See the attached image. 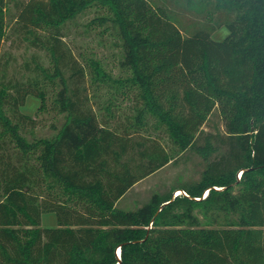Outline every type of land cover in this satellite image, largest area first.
<instances>
[{
  "label": "trees",
  "instance_id": "trees-1",
  "mask_svg": "<svg viewBox=\"0 0 264 264\" xmlns=\"http://www.w3.org/2000/svg\"><path fill=\"white\" fill-rule=\"evenodd\" d=\"M96 5L130 77L66 46V27ZM8 13L52 70L36 60L33 76L8 77L0 65V264H264V0H0V52ZM224 25L228 36L213 40ZM86 66L114 90L109 101L91 94ZM47 81L64 121L29 137L37 120L21 106L36 95L40 112ZM215 110L223 130L213 133ZM189 151L204 163L196 180L118 206ZM45 212L57 227L42 226Z\"/></svg>",
  "mask_w": 264,
  "mask_h": 264
},
{
  "label": "rangeland",
  "instance_id": "rangeland-1",
  "mask_svg": "<svg viewBox=\"0 0 264 264\" xmlns=\"http://www.w3.org/2000/svg\"><path fill=\"white\" fill-rule=\"evenodd\" d=\"M11 14L16 13L14 3L8 5ZM106 9L96 5L84 14L79 16L74 22L70 23L65 30L66 46L72 50L75 56L83 64L97 61L100 67L109 73L113 78H126L132 75L131 70L120 66L121 42L113 28H106L94 22V19L100 15H106ZM11 14H7V36L1 45L0 65L6 67L8 77H31L34 72L31 70L35 66V61L39 60L49 70H52V60L47 50L35 46L24 35L13 31L14 19ZM229 28L224 25L215 30L212 39L223 41L229 34ZM43 35V31H40ZM87 67V86L91 94H96L97 101L107 102L113 89L107 88V85H97L92 82L89 67ZM93 83V84H92ZM47 104L39 112L42 99L36 95H29L25 104L21 106V112L32 117H36L37 125L33 134L29 137H50L55 131L53 125L60 127L64 121V115L57 112L54 108V97L57 87L54 83L46 82ZM121 107L119 115L122 119L124 114L130 112L133 104L132 98H120L117 100ZM39 112V113H38ZM204 130L208 132H217L223 130V119L218 110L210 116ZM163 143L170 147L171 143L167 137H164ZM204 168L202 158L189 151L180 156L176 161L169 163L156 173L148 176L134 185L123 198L118 206L125 210L136 209L145 203L154 193L165 192L171 188L178 187L186 182L196 180ZM183 189H176L174 196L183 193ZM200 217H203L199 213ZM42 226L54 228L58 226V219L55 212H45L42 215Z\"/></svg>",
  "mask_w": 264,
  "mask_h": 264
},
{
  "label": "built area",
  "instance_id": "built-area-1",
  "mask_svg": "<svg viewBox=\"0 0 264 264\" xmlns=\"http://www.w3.org/2000/svg\"><path fill=\"white\" fill-rule=\"evenodd\" d=\"M181 194H186V192H185V191H183V193H181ZM118 255H119V251H118Z\"/></svg>",
  "mask_w": 264,
  "mask_h": 264
},
{
  "label": "water",
  "instance_id": "water-1",
  "mask_svg": "<svg viewBox=\"0 0 264 264\" xmlns=\"http://www.w3.org/2000/svg\"><path fill=\"white\" fill-rule=\"evenodd\" d=\"M119 256V255H118Z\"/></svg>",
  "mask_w": 264,
  "mask_h": 264
}]
</instances>
